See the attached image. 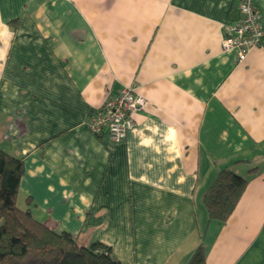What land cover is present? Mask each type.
<instances>
[{
    "label": "crops",
    "instance_id": "obj_1",
    "mask_svg": "<svg viewBox=\"0 0 264 264\" xmlns=\"http://www.w3.org/2000/svg\"><path fill=\"white\" fill-rule=\"evenodd\" d=\"M240 0H0V149L23 161L19 207L124 264H264V35L222 49ZM261 11L264 0H254ZM143 96L119 142L89 118ZM248 179L210 219L220 171Z\"/></svg>",
    "mask_w": 264,
    "mask_h": 264
},
{
    "label": "trees",
    "instance_id": "obj_2",
    "mask_svg": "<svg viewBox=\"0 0 264 264\" xmlns=\"http://www.w3.org/2000/svg\"><path fill=\"white\" fill-rule=\"evenodd\" d=\"M23 161L0 149V264H124L102 242L85 245L68 231H57L17 204ZM248 179L230 168L220 171L207 189L210 219L224 223L235 209ZM199 245L189 264H204Z\"/></svg>",
    "mask_w": 264,
    "mask_h": 264
},
{
    "label": "built area",
    "instance_id": "obj_3",
    "mask_svg": "<svg viewBox=\"0 0 264 264\" xmlns=\"http://www.w3.org/2000/svg\"><path fill=\"white\" fill-rule=\"evenodd\" d=\"M240 20L223 33L222 49L236 50L239 60L261 43L264 28L261 11L254 0H240ZM145 105L143 96L132 86H125L111 95L89 118L88 125L96 135L107 133L114 142L121 141L135 126L134 114Z\"/></svg>",
    "mask_w": 264,
    "mask_h": 264
}]
</instances>
